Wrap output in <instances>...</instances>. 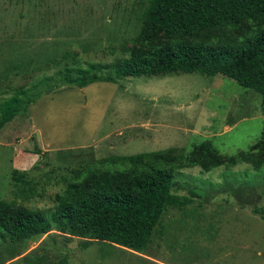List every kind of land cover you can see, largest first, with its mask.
I'll use <instances>...</instances> for the list:
<instances>
[{
    "label": "rangeland",
    "instance_id": "obj_1",
    "mask_svg": "<svg viewBox=\"0 0 264 264\" xmlns=\"http://www.w3.org/2000/svg\"><path fill=\"white\" fill-rule=\"evenodd\" d=\"M145 3L0 0V101L64 65L125 56ZM259 101L232 78L184 72L42 94L0 126V199L14 204L52 208L75 174L118 167L100 164L107 157L160 152L168 159L209 140L227 158L208 171L157 159L172 163L180 194L197 196L167 207L142 251L96 240L83 247L84 238L52 229L15 244L0 240V264H264V161L228 159L259 140Z\"/></svg>",
    "mask_w": 264,
    "mask_h": 264
},
{
    "label": "trees",
    "instance_id": "obj_2",
    "mask_svg": "<svg viewBox=\"0 0 264 264\" xmlns=\"http://www.w3.org/2000/svg\"><path fill=\"white\" fill-rule=\"evenodd\" d=\"M139 20L125 56L111 63L64 65L27 87L16 88L0 101V126L14 116H24L39 96L60 86L83 87L96 81L115 82L121 76L171 72L232 78L259 95L264 115V0H146ZM162 156L147 152L102 159L100 164L118 167L75 174L47 210L0 199V240L15 244L50 235L54 229L84 238L83 247L96 240L142 251L166 208L181 207L197 196L191 189L180 194L183 186L172 181V163H163L181 159L208 171L227 158L222 159L209 140L175 157ZM159 158L164 162L158 163ZM228 159L254 167L264 161V118L259 140ZM14 179L22 180V173Z\"/></svg>",
    "mask_w": 264,
    "mask_h": 264
}]
</instances>
